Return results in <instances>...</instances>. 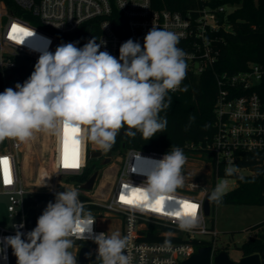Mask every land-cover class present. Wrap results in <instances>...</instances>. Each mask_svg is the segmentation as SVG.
Masks as SVG:
<instances>
[{"label":"built area","instance_id":"1","mask_svg":"<svg viewBox=\"0 0 264 264\" xmlns=\"http://www.w3.org/2000/svg\"><path fill=\"white\" fill-rule=\"evenodd\" d=\"M152 4V0H0V75L4 90L15 88L16 83H11L10 78L20 60L31 58L38 61L44 51L54 53L58 46L68 43L66 36L74 33L84 23L97 18H104L99 37L100 51H107L117 59L124 42L132 39L143 47L144 37L156 27L174 32L180 37L179 43L183 44L182 49L186 53V75L199 77L213 71L219 57V46L223 43L218 36L221 32H232L228 15L233 12V8L229 11L228 6H207L195 14L192 11H158ZM114 9L124 20V38L116 34L109 19ZM13 25L30 32L35 31V34L26 38L14 35ZM22 41L24 42L21 44ZM215 80V134L207 144L208 154H199V160H204L210 167V187L194 181L187 183L184 186L186 193L177 188L174 193L165 196L163 209L160 211L152 210L154 202L144 205L143 209L139 205L125 204L120 199L121 195L131 198L132 189L142 186L148 173L152 171L154 162L165 155L129 149L122 155H102L104 164L106 159L109 160L106 170L110 171V175L107 176L106 183L99 184L101 180L96 181L89 192L81 189L87 180L75 189L79 191V199L84 202L86 211H90L95 218L92 236L119 233L122 238H127L126 255L131 264H182L204 247H211V264H215L216 256L222 252L218 243L219 232L210 220L211 215H205L204 202L206 196L216 188L217 180L222 179L219 177L220 171L241 175V171L247 170L248 176L261 174L264 182V157L259 159V164L254 168L240 167L246 154L256 152L264 155V104L257 92L264 80V69L254 64L237 73H215ZM181 89L182 83L179 89L171 93L180 94ZM62 136V132L53 135L51 168L45 172L46 181L37 184L36 189L26 186L23 180L19 160L23 143L13 139H5L0 143V157H7L11 168V183H5L3 166L0 165V197L9 199L8 212L11 216H21L23 219V222L13 224L11 230L0 228V264H12L13 250L4 243V238L14 236L17 231L25 234L31 231L27 226L25 195H31L33 209L35 193L56 196L57 193L68 190L58 189L62 177L67 180L80 177L89 167V143L78 146L79 167L63 166ZM109 179H112V187L105 192ZM100 186L105 194L94 200L91 195ZM262 197L264 200V189ZM181 201L198 205L196 226L190 230L179 227L181 217L187 216ZM214 204L215 202L211 203V214ZM177 212L180 213L179 216L176 215ZM117 222L119 229H116ZM21 224L24 225L23 228L19 227ZM85 235L84 239L75 240L70 249L77 258V264H101L97 258L98 245L88 237V233ZM84 248H88L86 262L81 260Z\"/></svg>","mask_w":264,"mask_h":264},{"label":"clouds","instance_id":"2","mask_svg":"<svg viewBox=\"0 0 264 264\" xmlns=\"http://www.w3.org/2000/svg\"><path fill=\"white\" fill-rule=\"evenodd\" d=\"M34 34L31 31L27 37ZM179 40L176 33L153 27L144 37L143 47L132 39L124 42L119 59L100 51L96 39L82 48L67 43L54 53L44 51L23 84L0 93V143L5 139L27 143L39 132L64 134L66 125L74 130L80 146L92 143L105 152L125 126L126 136L135 137L139 132L145 140L151 139L166 129L167 119L160 113L171 104L168 93L179 89L186 77V53L178 47ZM194 120L189 117L190 123ZM185 163L179 147L154 162L146 181L134 187L140 194L141 209L183 186ZM225 194L224 185L218 184L208 201L219 204ZM197 216L196 209L181 217L179 227L194 228ZM94 222L79 191L65 190L47 204L33 230L26 234L17 231L5 237L4 243L12 248L17 264H77L70 249L88 233L98 245L101 264H131L126 255L127 238L119 233L93 237Z\"/></svg>","mask_w":264,"mask_h":264},{"label":"trees","instance_id":"3","mask_svg":"<svg viewBox=\"0 0 264 264\" xmlns=\"http://www.w3.org/2000/svg\"><path fill=\"white\" fill-rule=\"evenodd\" d=\"M152 3L158 11L169 10L181 13L192 11L195 14L207 6L230 5L233 12L228 15V23L232 25V32H221L218 36L223 43L219 46V57L213 71L199 77L186 75L182 82V89L186 88L187 90H181L180 94L168 93L171 104L168 109L160 113L161 117L167 119V127L163 132H157L149 140L142 138L139 132L135 137L124 135L116 139L115 144L108 152L122 155L126 150L135 149L166 154L172 148L179 147L186 156V163L191 160H199V154H208L207 144L215 134L213 111L217 94L215 73H237L245 71L254 64H258L264 69V0H152ZM109 19L116 34L124 38L126 36L125 23L116 9L113 10ZM103 20L104 18H97L84 23L74 33L66 36L65 40L68 43H75L78 48H82L92 39H96L99 44ZM178 47L182 49L183 44L180 42ZM36 63L37 60L31 58L20 60L10 78L11 83L23 84L34 71ZM3 91L0 75V93ZM257 92L264 104V80L258 86ZM190 116L195 117L191 123L189 122ZM263 157L264 155L256 152L246 154L240 162V167L254 168L259 164V159L261 160ZM95 171H97L96 167L91 163L82 176L70 180L79 184L84 183ZM219 177L237 180L236 189L223 196L222 204L264 205L262 197L264 182L261 174L244 176L220 171ZM215 178L216 172L214 171L213 180ZM185 185L186 183L178 190L186 193ZM81 198L84 197L81 196ZM49 202H55V194L35 193L33 195L34 207L27 217L29 229L33 230L36 227L39 216L42 215ZM215 205L217 203L214 204V207ZM249 231L250 237L239 249L243 257L260 255L262 264H264V222L250 228ZM12 264H17L14 254L12 255Z\"/></svg>","mask_w":264,"mask_h":264},{"label":"rangeland","instance_id":"4","mask_svg":"<svg viewBox=\"0 0 264 264\" xmlns=\"http://www.w3.org/2000/svg\"><path fill=\"white\" fill-rule=\"evenodd\" d=\"M228 7L227 9L229 11L232 10V6L229 5ZM52 141V134L39 132L35 134L33 139L22 145L19 160L22 168L23 180L25 185L32 189H36L35 186L37 185V181L39 184L46 181V179L43 180L40 176L41 174L47 175L45 172L51 168ZM88 149L89 151H101L103 155H119L117 153L111 154L108 151H102L92 143H89ZM91 163L94 164L96 170L99 171L97 182L101 180L99 184L106 183L110 171L107 172L106 170L108 167L104 164V158L90 159L89 165ZM182 172L186 184L194 181L196 184L207 186V188L210 187L212 182L211 171L204 160H191L187 162L184 164ZM241 175L248 176L249 172L247 170L241 171ZM60 181L61 186L58 187L59 190L63 188H67L68 190L77 189L79 185L78 182L67 180L64 177H62ZM107 183L105 192L111 189L112 179H109ZM218 184L224 185L225 193L227 194L236 189L237 180L222 178L217 180L216 186ZM103 193L100 186L91 197L94 200H98L102 198ZM30 197V194H26L24 198L26 215H28L30 209H32ZM8 205L9 199L7 197H0V228L11 230L14 226L13 224L21 223L23 219L21 216H11L8 212ZM210 215V220L214 222L219 232L218 243L222 252H226L232 261L238 262L243 257L239 248L250 237L249 229L264 222V205H234L220 203L213 207L212 214ZM116 229H119V222L116 223Z\"/></svg>","mask_w":264,"mask_h":264},{"label":"snow or ice","instance_id":"5","mask_svg":"<svg viewBox=\"0 0 264 264\" xmlns=\"http://www.w3.org/2000/svg\"><path fill=\"white\" fill-rule=\"evenodd\" d=\"M12 32L14 35H20L22 37H27L30 35V31L16 25L12 26ZM78 146H79V142L75 139L74 130L71 128V126L66 125L63 134V166L65 168L79 167ZM0 165L3 166V177L5 183H11V168H10L9 159L7 157H0ZM120 199L123 203L130 205L133 204L139 205L142 202L138 190L134 188L132 189L131 198L121 195ZM163 204H164V198H161L160 201L154 202V206L152 207V210L153 211L162 210ZM180 204L184 209L185 215L194 214L195 210L198 208V205H196L195 203H190L187 201H181ZM176 215L179 216L180 213L177 212Z\"/></svg>","mask_w":264,"mask_h":264},{"label":"water","instance_id":"6","mask_svg":"<svg viewBox=\"0 0 264 264\" xmlns=\"http://www.w3.org/2000/svg\"><path fill=\"white\" fill-rule=\"evenodd\" d=\"M127 130L122 128L117 138H121L124 136V132ZM90 159H100L103 155L101 151H90L89 153ZM200 157V155H198ZM109 163V160L106 159L105 163ZM258 171V170H257ZM99 177V171H95L91 177H89L88 181L81 186V189L84 191H91L93 186L95 185L97 179ZM209 193L204 202V213L207 217H210L211 214V203L208 201ZM88 259V248H84L82 250L81 260L86 262ZM215 264H262L261 257L258 254L242 257L238 262L232 261L226 252H221L218 256H216L214 260ZM182 264H211V247L201 248L197 254L193 255L189 260L185 261Z\"/></svg>","mask_w":264,"mask_h":264},{"label":"bare ground","instance_id":"7","mask_svg":"<svg viewBox=\"0 0 264 264\" xmlns=\"http://www.w3.org/2000/svg\"><path fill=\"white\" fill-rule=\"evenodd\" d=\"M39 176H40V175H39ZM40 177H41L43 180L46 179V175L41 174ZM37 184H39L38 181H37Z\"/></svg>","mask_w":264,"mask_h":264}]
</instances>
